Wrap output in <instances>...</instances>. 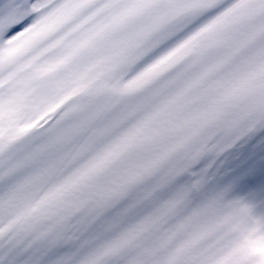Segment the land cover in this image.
<instances>
[{"label": "snow or ice", "instance_id": "obj_1", "mask_svg": "<svg viewBox=\"0 0 264 264\" xmlns=\"http://www.w3.org/2000/svg\"><path fill=\"white\" fill-rule=\"evenodd\" d=\"M0 264H264V0H0Z\"/></svg>", "mask_w": 264, "mask_h": 264}]
</instances>
